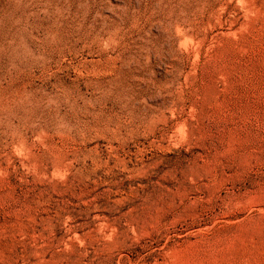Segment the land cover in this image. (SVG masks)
<instances>
[{
  "label": "rangeland",
  "instance_id": "1",
  "mask_svg": "<svg viewBox=\"0 0 264 264\" xmlns=\"http://www.w3.org/2000/svg\"><path fill=\"white\" fill-rule=\"evenodd\" d=\"M0 264H264V0H0Z\"/></svg>",
  "mask_w": 264,
  "mask_h": 264
}]
</instances>
